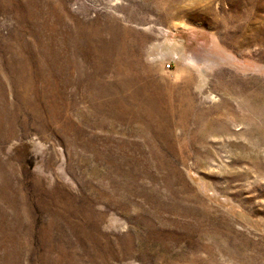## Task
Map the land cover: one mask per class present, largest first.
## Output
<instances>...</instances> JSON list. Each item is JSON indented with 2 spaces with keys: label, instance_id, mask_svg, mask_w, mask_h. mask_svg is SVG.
Returning <instances> with one entry per match:
<instances>
[{
  "label": "rangeland",
  "instance_id": "rangeland-1",
  "mask_svg": "<svg viewBox=\"0 0 264 264\" xmlns=\"http://www.w3.org/2000/svg\"><path fill=\"white\" fill-rule=\"evenodd\" d=\"M0 264H264V0H0Z\"/></svg>",
  "mask_w": 264,
  "mask_h": 264
}]
</instances>
